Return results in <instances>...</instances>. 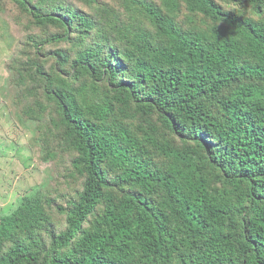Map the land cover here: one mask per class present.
Segmentation results:
<instances>
[{
  "label": "trees",
  "instance_id": "1",
  "mask_svg": "<svg viewBox=\"0 0 264 264\" xmlns=\"http://www.w3.org/2000/svg\"><path fill=\"white\" fill-rule=\"evenodd\" d=\"M4 1L41 33L19 111L77 186L0 213V264H264V0Z\"/></svg>",
  "mask_w": 264,
  "mask_h": 264
},
{
  "label": "rangeland",
  "instance_id": "2",
  "mask_svg": "<svg viewBox=\"0 0 264 264\" xmlns=\"http://www.w3.org/2000/svg\"><path fill=\"white\" fill-rule=\"evenodd\" d=\"M99 1L114 10L119 7L118 0ZM0 3L4 9L0 12V213H3L33 190L41 191L48 198L72 196L77 184L66 180L64 168L43 161L34 121L21 115L7 70L21 48L17 41H23L26 35L41 33L36 29L24 32L26 20L20 18L18 9L7 1L0 0Z\"/></svg>",
  "mask_w": 264,
  "mask_h": 264
},
{
  "label": "clouds",
  "instance_id": "3",
  "mask_svg": "<svg viewBox=\"0 0 264 264\" xmlns=\"http://www.w3.org/2000/svg\"><path fill=\"white\" fill-rule=\"evenodd\" d=\"M231 10V9H230Z\"/></svg>",
  "mask_w": 264,
  "mask_h": 264
}]
</instances>
